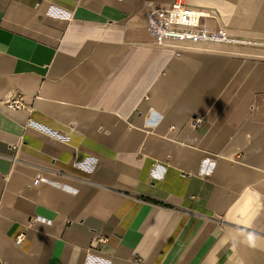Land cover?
<instances>
[{"label": "crops", "instance_id": "0c3cea01", "mask_svg": "<svg viewBox=\"0 0 264 264\" xmlns=\"http://www.w3.org/2000/svg\"><path fill=\"white\" fill-rule=\"evenodd\" d=\"M172 2L0 0V264H264V0Z\"/></svg>", "mask_w": 264, "mask_h": 264}, {"label": "built area", "instance_id": "2783aa9c", "mask_svg": "<svg viewBox=\"0 0 264 264\" xmlns=\"http://www.w3.org/2000/svg\"><path fill=\"white\" fill-rule=\"evenodd\" d=\"M147 25L150 34L158 45L166 40L181 41H208L218 43H231L236 40L229 38L224 32L209 33L200 22L205 16L202 12L188 7L186 0H173L167 8H156L147 3ZM11 108H22L20 99L13 98L7 102ZM201 119L194 120L197 124ZM20 242V238L16 240Z\"/></svg>", "mask_w": 264, "mask_h": 264}]
</instances>
